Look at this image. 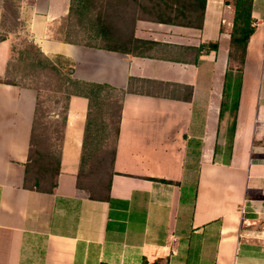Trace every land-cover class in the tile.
I'll list each match as a JSON object with an SVG mask.
<instances>
[{
  "label": "crops",
  "instance_id": "1",
  "mask_svg": "<svg viewBox=\"0 0 264 264\" xmlns=\"http://www.w3.org/2000/svg\"><path fill=\"white\" fill-rule=\"evenodd\" d=\"M70 1L35 0L20 21L46 56L73 62L76 79L126 91L110 201L77 187L88 113L78 96L55 191L24 189L37 93L0 83V264H186V237L212 230L214 264H264V0L253 3L231 143L221 109L235 0H207L201 28L199 0H120V27L107 42L115 50L59 38ZM187 7L193 26L171 22ZM12 38L0 42L1 79Z\"/></svg>",
  "mask_w": 264,
  "mask_h": 264
},
{
  "label": "trees",
  "instance_id": "2",
  "mask_svg": "<svg viewBox=\"0 0 264 264\" xmlns=\"http://www.w3.org/2000/svg\"><path fill=\"white\" fill-rule=\"evenodd\" d=\"M191 2L192 0H188ZM201 3V22L197 25L198 28H201L203 25V16L205 11V5L207 0H199ZM6 3V2H5ZM253 3L254 0H235V18L233 31L231 34V42L229 49V61L238 65L235 68L230 67L229 73H227L225 81V100L223 102L221 109V117L225 111H230L232 113L233 124L231 128V134L229 136V142L231 143L233 135L236 131L237 123V112L239 109L241 90L243 84V74L244 67L247 55V48L251 37L256 31L255 20L253 19ZM190 7H187L183 10H177L175 18L171 22L175 24H184L186 26H193L190 22L191 15ZM74 13V9L71 6L69 19ZM116 18H121V13L119 15V10ZM19 20V18H18ZM2 31V30H1ZM69 32L66 31L65 41L69 43H75L69 38ZM101 49L104 50H115L112 47V44H108V41H112L114 38V26L110 23L108 24L105 20L101 24ZM7 39V35L0 32V42H3ZM25 48L17 49L16 47L12 48L13 54L18 52L19 63L25 64L30 69L34 70L33 73L37 71L45 72L46 76H51L55 80V93L62 94L65 96V112L63 113L61 129H55L51 131L52 136L55 135L57 142H59L58 150L53 149V145L44 143L37 138V130L40 124V120L44 117L43 114V94L42 90L39 87H25L21 86L13 81H6L0 78V83L14 86H21L25 88H31L36 91L37 99L35 105L32 133L30 138V148H29V157L28 161L25 164V180H24V189L30 191H37L42 193H53L57 187V177L60 174L61 170V154L64 141V134L67 125V116L69 109V101L71 97L78 96L83 97L88 100V113L85 129V138L83 144V152L81 157L80 171L77 177V187L79 189L86 190L90 193L91 199L97 201H110V189H111V180L114 175V162L116 158L117 150V141L120 135V123H121V113L123 108V99L126 95V91L122 89L114 88L107 84H98L78 80L74 77V64L71 60L65 58L64 56L57 55L53 58L46 56L37 44L33 40L26 39L24 40ZM76 44V43H75ZM14 67V61L11 59L8 63L7 74L8 78L11 74V70ZM5 77V78H6ZM50 77V78H51ZM189 91L188 101L191 100L192 89L187 88ZM106 92L107 95H103ZM111 92L118 93L119 98L115 102L117 105V125L115 129V145L112 152L107 153V156H111L110 170L111 175L107 184V187L104 189V195H96V192L93 188L88 187L83 184V171L86 163V148L87 140L86 134H88L90 127L94 124L95 121V109L97 105L103 102L105 99L108 102L110 99ZM103 131L106 134L108 130V124L103 123ZM54 138V137H53ZM52 139V138H51ZM42 144V145H41ZM231 150V147H230ZM200 156V153H197V157ZM105 159H100L98 165L100 171L103 169V163ZM162 183L173 184V182L161 180ZM103 186V183H97V187ZM203 234L190 233L187 237V250H186V264H200V253L202 247L200 242L203 238ZM147 264V262H145ZM153 264H158L155 262ZM209 264V263H207ZM211 264H214L211 263Z\"/></svg>",
  "mask_w": 264,
  "mask_h": 264
},
{
  "label": "rangeland",
  "instance_id": "3",
  "mask_svg": "<svg viewBox=\"0 0 264 264\" xmlns=\"http://www.w3.org/2000/svg\"><path fill=\"white\" fill-rule=\"evenodd\" d=\"M34 2L35 0H4L1 33L7 35V37L10 34L12 35L11 49L13 47L19 50L24 49V40H31L26 31L25 24L20 21V17L21 12L25 9L27 10ZM119 2L120 0H71L70 7H73L74 13L70 19L68 16L63 22L66 25V31L69 32L68 38L78 44L91 46L103 45L101 39H98L101 34L102 21L105 20L108 24L113 25L114 28L120 27L121 18H116L118 10L119 15L121 13ZM59 38H66V33L65 35L59 36ZM11 59L14 61V67L11 70L10 76L4 78V80L16 82L25 87H39L42 90L44 117L40 120L37 138L42 144L47 143L53 145V149L58 150L59 142L56 140L57 136H52L51 131L61 129L62 117L65 112V96L55 93V80L51 76V78L46 76L43 71L33 73L34 70L25 64L19 63L18 52L14 54L12 52ZM230 66L235 68L238 65L231 63ZM109 94L110 99L108 102L105 99L97 105L94 124L90 127L88 134H86L87 148L86 163L83 171V184L93 188L97 196L105 194L104 189L107 187L111 175V156H107V153H111L115 145V129L117 125V105L115 102L119 98V94L114 92ZM103 95H107V93L104 92ZM228 114L230 117L228 120V130L230 131L233 119L230 111H228ZM104 122L108 124L106 134L102 129ZM191 156L188 159L187 165L191 167L189 178L194 183L199 169V160L197 152L192 153ZM100 159H105L101 171L98 167ZM97 183H103V186L99 189ZM216 240V233L212 230L208 235L203 236L200 241H197L200 242L202 247L200 264L213 263ZM186 244L184 242L183 247H186ZM176 264L181 263L179 261Z\"/></svg>",
  "mask_w": 264,
  "mask_h": 264
}]
</instances>
